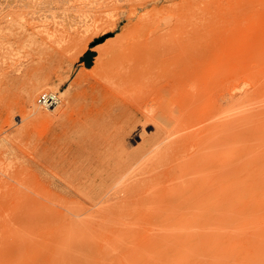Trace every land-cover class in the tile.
Segmentation results:
<instances>
[{
  "label": "rangeland",
  "instance_id": "obj_1",
  "mask_svg": "<svg viewBox=\"0 0 264 264\" xmlns=\"http://www.w3.org/2000/svg\"><path fill=\"white\" fill-rule=\"evenodd\" d=\"M0 264H264V0H0Z\"/></svg>",
  "mask_w": 264,
  "mask_h": 264
},
{
  "label": "built area",
  "instance_id": "obj_2",
  "mask_svg": "<svg viewBox=\"0 0 264 264\" xmlns=\"http://www.w3.org/2000/svg\"><path fill=\"white\" fill-rule=\"evenodd\" d=\"M36 102L43 107H53L59 102V96L57 92L43 91L38 95Z\"/></svg>",
  "mask_w": 264,
  "mask_h": 264
},
{
  "label": "crops",
  "instance_id": "obj_3",
  "mask_svg": "<svg viewBox=\"0 0 264 264\" xmlns=\"http://www.w3.org/2000/svg\"><path fill=\"white\" fill-rule=\"evenodd\" d=\"M94 58V51L92 48H87L81 52L78 58V65L83 68H88L91 66V63Z\"/></svg>",
  "mask_w": 264,
  "mask_h": 264
},
{
  "label": "bare ground",
  "instance_id": "obj_4",
  "mask_svg": "<svg viewBox=\"0 0 264 264\" xmlns=\"http://www.w3.org/2000/svg\"><path fill=\"white\" fill-rule=\"evenodd\" d=\"M175 19V18H174ZM181 44V43H180ZM184 50V49H183ZM148 61V60H147ZM149 67V66H148ZM154 68V67H153ZM150 70V69H149ZM190 70V69H189ZM141 73H143V72H141ZM147 73V72H146ZM182 73V72H181ZM152 74V73H151ZM184 75V74H183ZM145 76V75H144ZM181 76V75H180ZM141 78H144V77H141ZM161 78V77H160ZM120 79V78H119ZM136 79V78H135ZM134 79V80H135ZM144 79H146V78H144ZM143 79V80H144ZM129 80H130V78H129V75H125V77H124V80H122V82H125L124 83V85L126 84V82L128 83L129 82ZM140 80V79H139ZM159 80V79H158ZM121 81V80H120ZM132 82V81H131ZM135 82V81H134ZM144 82V81H143ZM138 83V82H137ZM173 84V83H172ZM176 84V83H175ZM131 85V84H130ZM136 87V86H135ZM151 87V86H150ZM195 88V87H194ZM60 93L62 94L63 93V91L62 90H60ZM39 105V104H38ZM56 106V105H55ZM55 106H53V107H55ZM53 107H48V106H44V108H46V109H51V108H53ZM102 115V114H101ZM122 117V116H121ZM113 118V117H112ZM97 121H98V119H97ZM115 122V121H114ZM102 124H104V123H102ZM49 166V165H48ZM51 167V166H50ZM44 169H46V166H44ZM49 170V169H48Z\"/></svg>",
  "mask_w": 264,
  "mask_h": 264
}]
</instances>
